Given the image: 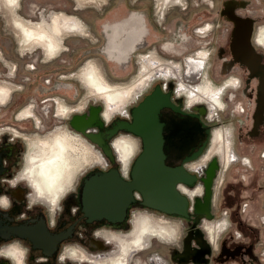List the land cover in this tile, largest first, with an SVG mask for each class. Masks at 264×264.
I'll use <instances>...</instances> for the list:
<instances>
[{"label": "rangeland", "instance_id": "1", "mask_svg": "<svg viewBox=\"0 0 264 264\" xmlns=\"http://www.w3.org/2000/svg\"><path fill=\"white\" fill-rule=\"evenodd\" d=\"M76 5V0H22V15L26 18L40 17L44 10H46L47 16L53 11L63 12L69 16L77 17L88 28L89 37L84 38L71 34L66 42L69 51L59 56L55 61L45 63L43 62L44 54L39 51L24 57L19 56V33L13 28L11 19L6 15L0 2V50L10 62L18 66L16 78L7 79V71L10 66H6L0 60V81L8 80L24 87L22 91L15 93L8 106L1 108L0 125L7 124L19 131L21 128L32 127L33 120L16 122L15 117L20 110L33 102L36 105L32 106L35 108L37 116L41 115L45 120L55 119L52 114L49 117L44 116L43 111L48 107L46 104L52 108L54 104L46 102L45 105H41L44 100L57 98L66 100L68 104L80 105L84 102L85 90L76 81V78L72 80L64 78L76 74L86 62L96 63L104 70L110 82L124 83L137 75L139 52V54H145L148 51H154L160 58L181 63L184 58L191 56L194 52L207 51L209 58L205 66L213 82L220 85L226 79L237 77L241 80V88L236 91L231 88L226 89L223 100L228 109L220 113L219 121L208 123L207 115H202V122L207 124L211 132L222 125L226 128L233 126L238 153L241 157L248 158L252 163L251 168H246L240 162L232 165L224 178V184L218 189L217 204L214 207L212 205L211 218L207 217V221L214 223L218 228L225 225V230L219 236L218 249L213 250L212 244L206 237L203 227L207 222L204 223V217L197 223L194 215L190 219H184L145 207L134 206L123 226L105 225L101 228L110 229L113 232H128L132 214L141 210L151 211L157 215H165L172 220L180 221L183 235L179 247L152 240L155 245L141 254L135 252L131 264H264V125L257 133L254 126L259 80L257 76H252L253 72L248 67L236 59L233 48L236 27L231 17V13H235L239 20L252 22L255 32L257 28L264 25V0H183L179 1L177 5L170 2L167 4L168 8L164 18H160L159 7L163 5L158 0H90L84 5L83 10L73 11ZM241 5L243 6L240 7ZM76 9L78 8L76 7ZM131 13L142 14L144 26L148 32V43L146 48L140 49L132 56L130 68L121 70L117 63L109 61L102 54L106 44L104 26L120 22L129 17ZM209 26L211 28L205 38L194 34L198 28ZM184 37L190 38V41L184 43ZM164 46L168 47V50L172 49L169 50L170 55L163 51ZM255 49L264 56L263 49L258 47ZM28 66H34L35 70L29 71ZM48 81H51V85H46ZM158 84L163 85V82L155 83L152 89L144 94L133 107L139 104ZM67 85H71L72 88L67 90ZM170 85L175 88L176 82L172 80ZM169 86L167 91L173 93V89H170ZM232 94L236 96L234 99H231ZM174 100L183 105L185 103L184 98L174 97ZM89 102L88 110L80 116L89 115L92 107L103 108L101 102H94L93 99H90ZM206 108V104L198 106V109L201 110ZM243 108L245 111L240 113ZM190 111L193 110H187V112ZM51 112L54 113V110ZM75 116L77 115H73L71 119L73 120ZM118 118L121 117L116 119ZM166 119L170 125V133L165 138L171 147L168 164L177 165L189 149H185L181 144L186 130L196 124L191 121L182 123L170 115H166ZM89 128L88 135L97 133L91 132L95 131L97 127ZM201 139L208 141L209 145L210 138L208 136L202 135ZM115 165L119 166L117 162L112 163L111 166ZM17 167L18 170L22 169V163L20 162ZM78 177L73 181V184L78 180ZM83 177H81V181ZM198 177L201 180L195 185L201 184L202 180L206 178V176ZM216 182L217 177L213 182V197L215 196ZM167 225L177 232V244L178 227L170 223ZM95 229L97 230L96 227L89 228L88 244L84 247L88 249L90 255L97 256L111 250L112 247L105 245L106 251L96 249L93 251L92 242L96 240Z\"/></svg>", "mask_w": 264, "mask_h": 264}, {"label": "flooded vegetation", "instance_id": "2", "mask_svg": "<svg viewBox=\"0 0 264 264\" xmlns=\"http://www.w3.org/2000/svg\"><path fill=\"white\" fill-rule=\"evenodd\" d=\"M228 11H231V10H228ZM165 15H166V11L162 15V18H164ZM231 17H232V21L241 22V24L243 25L242 27L247 28V32L245 33L244 39H241V40L236 39V33H234V40H233L234 41V47L233 48H234V51L236 54V59H239L240 62L244 66L248 67L249 70H251L253 72L252 76L253 77L257 76V78L259 80V95H258L257 101H256L257 108L255 109V113H254V121H255L254 126H255V132L257 133V132H260L262 126L264 125V56L259 54L257 52V50L255 49V47H258V48H261L264 50V38H262V37H264V30H263L264 25L257 28V30L254 32L252 22H243V21L239 20L235 16V13H231ZM31 19L34 20V18H31ZM143 21L144 20H143L142 14L132 13L129 16V18H127L125 20H121L120 22L112 23L110 26H104V33L106 36V45L102 51V54L109 61H111L115 64L117 63L119 65V67L121 68V70H127L128 68H130L132 56L135 55L140 49H144L147 47V43H148L147 42V37H148L147 33L148 32L145 29V26H144L145 23ZM116 26L119 29H114ZM235 27H236V24H235ZM210 28H211L210 26L207 28H198L194 32V34L198 35L200 38H205L206 34L209 33L208 31L210 30ZM236 29H237V27H236ZM236 29H235V32H236ZM87 31H88V28H87ZM87 37H89V32H88ZM189 41H190V38L184 37V39H183L184 43L185 42L187 43ZM139 47H141V48L138 49ZM169 50H172V49H169ZM169 50H168V47L164 46L163 51L170 55ZM18 51H19V56H21V57L27 56L29 54H33V53H29V54L23 55L20 51V47H19ZM39 52L43 53L42 51H39ZM139 53L137 55L139 67L137 70V75L135 78H133V80H135L137 78V76L139 75V69L141 67V61L144 58H148L150 56H156L157 58H159L160 60H162L163 62H166V63L172 62L170 64H177V65L181 64L179 67V69L181 70L180 75H179L180 76L179 81L172 79L176 82V85H175L176 90H175V88H173V95L175 98L181 97V98L185 99L184 105L181 103L175 102V100H174V102L176 103L177 106L182 107V109L186 112V115H181V114L175 113L171 109H165L162 111L161 116H160L162 123H164L165 136L170 133V129H169L170 125L166 121L167 120L166 115H168V116L170 115L171 117L179 120L182 123H188L191 121L193 123L195 122V124H196V125H193L186 130L185 136L183 137L181 144L185 149H187V148H189V149H188V152L185 153V155L181 158V161L177 165L168 164L169 149L171 147L167 144V140L165 138V140H166V142H165V153L167 155V160H166L167 165L171 166V167L180 166L184 163V161L187 158L193 156V154L196 153L203 146V144L206 142L205 140H202L201 138H202V135L208 136L207 131L210 129L207 126V124L202 122V115H205V116L207 115V122L214 123L216 121H219L220 120V113L225 112L228 109V106L226 105V103L223 100V95L225 94L226 89L231 88L233 91L240 89L241 88V80L237 77H231V78L223 81L220 85H216L213 82V80L211 79V77L209 76L208 71L206 70L205 64L209 58V53L205 50H200V51L194 52L193 54H191V56H187L186 58H184L181 63H179L178 61L176 62V61L170 60V59L160 58V57H158V55L154 51H148L145 54H139ZM173 53L177 54L176 52H173ZM201 56H203V57H201ZM197 57H199V58H197ZM3 58L5 59L6 63L9 64L7 66H10L9 70L7 71L6 78L12 79L13 77H15L17 75L18 66L15 63L10 62L5 57L4 53H3ZM43 58H44L43 62H45V56H43ZM195 58L197 61L195 60ZM186 59H190V60L185 62ZM184 64H185V66H184ZM184 68H186V70ZM202 69H204V70H202ZM12 70H13V72H11ZM100 70H101V73L106 77L104 70L101 68H100ZM74 75L75 74L69 75V76L65 77L64 79H66V80L71 79L72 80ZM188 76L192 80H189ZM205 78L216 89H219V90L223 89V92L221 93L222 95L219 96L220 105H221V107L222 106L223 107L222 108L220 107V108L214 110L213 113H211V114L207 110L208 107L204 110L198 109V106L200 104H197V105L193 106L192 108L188 109L187 108L188 107L187 106V99L188 98H186L184 95L182 96V94L179 95L177 92L178 86H179L178 82H180L186 88L192 89V87L195 88L196 86H198L202 82V80ZM172 80H168L166 82L162 81L163 82L162 86L164 87V89H166V91L168 89L170 81H172ZM9 82L10 81H8V80H1L0 81V87H7V88H10L12 90V94H11V97H10L8 103L6 105L0 106V112H1V108L8 106L12 102L15 93L20 92L24 89V87L20 88L21 86L18 84H13L11 82H10L11 83L10 84ZM157 82H160V81L158 80L155 83H157ZM231 82H232V85H229V84H231ZM155 83L152 84L147 91L152 89V87L155 85ZM233 85H235V87ZM67 86H68L67 90H70L72 88L71 85H67ZM18 88H19V90H18ZM147 91L144 94H146ZM143 95H141V97H139V99L129 107L127 117H121V118L130 120V121L132 120L131 111L133 108H135V106L133 107V105H135L142 98ZM248 96H250V95H248ZM235 97L236 96L232 94L231 99H234ZM53 99L54 98H50V100H48V101L44 100L41 102V105H45L46 102L54 103L53 101L55 99L54 100ZM63 102L66 105H68L66 100L63 99ZM46 105H48V107L45 108L43 111L44 116L49 117L52 114V116L55 120H52V119L45 120V118H42L41 115H38L39 116L38 117L37 113L35 112V108H34V112L36 113V114L35 113L34 114L39 119H41L40 121L42 122L41 126L38 129H36V126H35L36 122H34L35 121L34 119H31V120H34L32 127L21 128V131H19L18 129H16L12 126H9L7 124L0 125V264H14L12 259H10L8 256L5 255V252H8V251L23 252V254L25 256V259H24L25 263L24 264H87V263H81V262H77V261L74 262V260H72L70 258V256L66 255V253L68 251L70 253V251L72 252L73 250L76 249L75 252L79 255H87V256L90 255V252L88 251V249L84 247L86 244H88V230H89V228H92V227L97 228V230L95 229L96 232L94 234L96 240H93V242H92V247L94 249L93 251H95V249L102 251L103 249H105V247H106L105 245H109L107 243H104V241L98 236L99 234H102L103 232L121 234V233H128L132 230V219H130V221H129V224L130 223L131 224H130V230L128 232H113V231H110V229L104 230V229H102L103 228L102 226H105V225L123 226L126 223V221L128 220V217L131 213L132 208L134 206H138V205H132L128 209L127 215H126L123 223L114 224V223H111L109 220H106V219L97 220V219L89 217L85 214V211H84L85 206H84V202H83L84 181L86 180V178L88 176H90L96 172H109L114 167L111 166L112 164L109 161V159L107 158V156L105 155L103 149L98 144L91 142V136L92 135H88V133H87L89 128L86 129L85 131H79V130L73 128L72 121L74 120V118H73V120L71 119V117L73 115L66 122L59 121L55 117L56 116L55 104H53V108L49 104H46ZM70 105H72V107H75L74 104H69V106ZM78 105H76V106H78ZM30 106H32V104L27 105L25 108H28ZM25 108H23V110ZM32 108H33V106H32ZM53 110H54V113L51 112ZM87 110H88V106H87L85 111H87ZM187 110H193V111L187 112ZM243 110H244V108L240 110V113L243 112ZM194 111H197V112H194ZM20 112H22V111L20 110ZM20 112H18L17 113L18 115H16V117H15L16 122H24V121H20L18 118ZM103 112H104V106H103V110L101 111L102 117H103ZM81 114H74V115L80 116ZM88 116H90V114ZM116 118H114V120ZM209 120H211V121H209ZM25 121H27V120H25ZM111 123L112 122H110L109 125ZM58 126L65 127L70 132H73V133L79 135L84 140L89 141L90 144H92L100 152L102 151L101 153L103 154L104 158L108 162V167L105 169L96 167V168H92V169L87 170L83 175L88 173L90 170L95 169V170L89 172L85 177H83V175H82L81 176V177H83L82 181H81V177H80L73 184L72 187H75V188H73V189L71 188L70 190H68V192L62 198V201L59 204V208H58L57 212L55 214H52L49 212L50 211L49 207L45 203H43V202H41V203L36 202L35 203V201L32 198L33 192L31 190V188L29 187L28 183L24 182L21 179L19 180V178H20V175L22 174V172L25 168V158H26V155L28 154L27 140L29 138H32L33 136H35V134L41 135V136H47L48 133L50 134L51 132H53L56 129V127H58ZM216 129H219V130L224 129L223 131H227L231 134L230 135L231 144H232L231 154L233 155L234 162L231 165H229L228 168H226L227 166L224 167L222 160L218 157H214L206 165H204V166L202 165L203 158L206 154V151L208 150V148L210 146L211 137H212L211 135L213 134V131ZM96 130L91 131V132L92 133L97 132L100 134L104 131L98 127L96 128ZM214 130L211 132L210 139H209V145L206 148V150L204 151V153L199 157L198 160L191 162V163L186 165L187 170L190 173L196 174L197 176H199L198 174L202 175L204 173L203 176H206V170L209 167V164L213 160H218L217 161L218 167H217L216 173H215L216 177H217V182L214 186L215 187V196L212 197L213 207L216 206L218 198H219L218 189L220 188L221 185L224 184V178L227 175L228 171L231 169L232 165H234L237 162H240L246 168H251V166H252V163L248 158L241 157L240 154L238 153L237 146H236V133H235V129L233 126L226 128L222 125L220 127L215 128ZM44 131H46V132H44ZM9 132H11V134ZM14 132H18V135L12 134ZM8 134L11 136H9ZM254 135H256V134H254ZM89 136H90V138L88 139ZM121 136H126V137L133 139L137 145V153L130 163V167L128 169V172L126 173L127 175L123 173L122 168H121V166L117 160V164H119V167L121 169V173H122L123 177L126 180H129V178H130L129 174H130L132 163L135 160V158L138 156V154L141 152V142L139 139L135 138L132 135L119 134L110 143V146H111V149L113 152H114V150L112 147V143L115 139H117ZM106 142H109V140H106ZM114 156L116 158L115 152H114ZM20 162L22 163V165L23 164L24 165H23L22 169L19 168L20 170H18L17 166ZM198 185L188 186L185 184H181L179 186V190L184 196L188 197V199L191 202L196 201V199H200V198H203V196H205V190H206V187L204 184V179L202 180V183H201L202 187H197ZM183 188L194 192V197L192 198V200L189 196H187V194H185ZM198 188L199 189L202 188V189L197 191ZM200 191H201V194H198ZM212 191H213V187H212ZM137 199H139V198H137ZM2 200H4L6 202V206L2 205V202H3ZM192 211H193V209H192ZM140 213H146V214L151 215L153 218H155L157 220H161V221L163 220L167 223L175 224L178 227L179 238H178V242H177L176 246H174V247H179V243H180L182 235H183L182 234L183 233L182 232L183 227H182V224L180 223V221L172 220L165 215H157L151 211L141 210ZM134 214L135 213H133L132 215H134ZM204 219H205L204 223L208 222L206 217H204ZM209 224H211V226L214 228L215 233H217V240H216L217 242H215V243L211 242L207 234H206V237L208 238L209 242L212 244V249L216 250L219 247V236L225 230V225H224L223 230H220L222 225L220 226V228H218L217 225H214V223L209 222ZM205 233H206V231H205ZM60 236H61V239H60ZM157 242H159V241H157ZM105 250H107V249H105ZM210 251L212 252L211 249H210ZM97 256H99V255H97ZM91 257H94V255H92Z\"/></svg>", "mask_w": 264, "mask_h": 264}, {"label": "bare ground", "instance_id": "3", "mask_svg": "<svg viewBox=\"0 0 264 264\" xmlns=\"http://www.w3.org/2000/svg\"><path fill=\"white\" fill-rule=\"evenodd\" d=\"M89 1L90 0H76V7L78 8L77 11L83 10V8H85L84 5ZM158 1H160L163 5L159 7L160 17L162 18V15L168 8L167 4L171 2L174 5H177L179 1L183 0ZM0 2L6 15L10 17L13 28L19 33L18 44L23 55L34 53L35 51H42L45 56V63H50L55 61L65 52L69 51L66 42L71 34L84 38H87L88 36L86 25L75 16H69L63 12L56 11H53L49 16H47L46 11L44 10L40 14V17L38 16L32 20L31 18H26L22 15V0H15L14 3L11 2V0H0ZM242 6L243 5L240 7ZM233 22L237 27L235 32L236 39H244L247 28L242 27L243 25L241 22ZM114 29L119 28L116 26ZM140 48L141 47L138 49ZM0 57L1 61L7 66L8 64L3 58L2 51H0ZM189 60L190 59H186L185 62ZM170 63L163 62L156 56L144 58L141 61L139 75L135 80L132 79L124 83H112L101 73V70L96 63L92 61L87 62L84 66H82L81 70L73 76V78H76V81L82 85L86 92L84 102L78 106L75 105V107H72V105H66L63 100L57 98L55 100L53 99L56 106L55 117L61 122H66L72 115L83 113L86 110L88 103H90V99H93L94 102H101L103 104L104 112L102 119L105 124H109L116 117H127L129 107L135 103L139 97H141V95H143L156 81L159 80L161 82H166L172 79L179 81L181 71L179 67L181 64L177 65ZM27 69L29 71L35 70L34 66H28ZM184 69L186 70V68ZM11 72H13V70ZM16 76L12 77L16 78ZM188 79L192 80L189 76ZM178 83L179 86L177 92L179 95L182 94V96L184 95L188 98V109L197 104H206L208 107L207 110L211 114L214 110L221 107L219 96L222 95L221 93L223 92V89H216L208 80H206V78L203 79L202 82L195 88L192 87V89L186 88L180 82ZM46 85H51V81H48ZM229 85H232V82ZM233 86L235 87V85ZM22 87L23 86L20 88ZM11 94L12 90L10 88L0 87V106L8 103ZM32 105L34 107L36 106L34 102ZM21 111L22 112L19 111L20 114L18 117L20 121L25 122V120L34 119L35 121H33L36 122V129L41 126V119L34 114L35 112L32 106L25 108L24 110L22 109ZM88 118L89 116L86 118L84 116H77L75 120L72 121L73 128L79 131H85L89 128L87 127V124H85L86 121H88ZM221 130L216 129L213 131L210 146L202 161L203 166L214 157L220 158L224 167L227 166L226 168L234 162L233 155L231 154V134L227 131H223L224 129L222 131ZM9 133L11 134V132ZM12 134L18 135V132H14ZM89 138L90 136L88 139ZM91 141L96 143L92 140V137ZM27 143L28 154L25 158V168L20 175L19 180L21 179L28 183L33 192L32 198L35 203H45L49 207L50 211H48L52 214L57 212L59 204L68 190L75 188L72 187L73 181L76 180L78 176L79 179L87 170L92 168L97 167L105 169L108 167V162L101 153L102 151L100 152L92 144H90L89 141H86L79 135L70 132L63 126L56 127V129L50 134L48 133L47 136L35 134V136L27 140ZM112 147L117 158H115L114 152L112 151L115 162H112L111 158H109L106 154L105 155L111 164L116 163L118 160L123 173L126 174L132 159L137 153L136 142L129 137L121 136L113 141ZM129 150L132 151L133 155L127 162H125L123 157L127 155ZM198 175L203 176L204 173L202 175ZM197 187H202V185L199 184ZM200 189L198 188L197 191ZM201 191L198 194H201ZM206 191L207 190H205V195ZM184 192L192 200L194 192L189 191L188 189H184ZM2 201V205L6 206V202L4 200ZM203 228L210 241L213 243L217 242V233H215L211 224L207 222ZM223 228L224 225L221 226L220 230H223ZM98 236L105 243L112 246V249L106 251L105 248L102 250L106 251L105 253L94 257H91L92 255H79L75 252L76 249L72 252L70 251V253L69 251H66V255L70 256L74 262L77 261L87 264H131L132 259L135 257V252H140L141 254L155 245L152 240L176 245L178 234L175 229L168 226L165 221L157 220L146 213L136 212L132 217V230L130 232L121 234L103 232ZM5 255L12 259L14 264L25 263V256L23 252L8 251L5 252Z\"/></svg>", "mask_w": 264, "mask_h": 264}, {"label": "water", "instance_id": "4", "mask_svg": "<svg viewBox=\"0 0 264 264\" xmlns=\"http://www.w3.org/2000/svg\"><path fill=\"white\" fill-rule=\"evenodd\" d=\"M73 11H77L76 7L73 8ZM170 89H173L172 85H170ZM165 109L186 115L182 107L177 106L174 102L172 91H165L160 84L156 85L152 92L132 109L131 121L118 118L113 120L110 125L105 124L101 113L103 108H91L90 116L85 124L91 129L98 127L104 130L91 137L111 158L112 162L114 156L110 142L121 133L139 139L141 152L132 163L129 180L123 177L117 165L109 172H96L86 178L83 202L87 216L97 220L106 219L114 224L123 223L128 209L132 205H138L184 219H190L194 215L197 223L203 217L211 218L212 187L218 162L213 160L206 170V178H204L206 195L191 202L180 192L179 186L181 184L194 186L201 180L196 174L190 173L186 165L194 162L204 153L208 141L193 156L187 158L182 165L168 166L165 153L164 123L160 117ZM87 116L84 115L85 118ZM207 135L210 138V130L207 131Z\"/></svg>", "mask_w": 264, "mask_h": 264}, {"label": "clouds", "instance_id": "5", "mask_svg": "<svg viewBox=\"0 0 264 264\" xmlns=\"http://www.w3.org/2000/svg\"><path fill=\"white\" fill-rule=\"evenodd\" d=\"M132 155H133L132 151L129 150L128 153H127V155H126L125 157H123L124 161L127 162L128 159H129Z\"/></svg>", "mask_w": 264, "mask_h": 264}, {"label": "crops", "instance_id": "6", "mask_svg": "<svg viewBox=\"0 0 264 264\" xmlns=\"http://www.w3.org/2000/svg\"><path fill=\"white\" fill-rule=\"evenodd\" d=\"M131 14H132V13H131ZM131 14H130V15H131ZM130 15H129V16H130ZM127 18H129V17H127ZM127 18H125V19H127ZM125 19H123V20H125ZM105 45H106V44H105ZM104 48H105V46H104Z\"/></svg>", "mask_w": 264, "mask_h": 264}, {"label": "snow or ice", "instance_id": "7", "mask_svg": "<svg viewBox=\"0 0 264 264\" xmlns=\"http://www.w3.org/2000/svg\"><path fill=\"white\" fill-rule=\"evenodd\" d=\"M11 2H13V3H14V2H15V0H11Z\"/></svg>", "mask_w": 264, "mask_h": 264}, {"label": "built area", "instance_id": "8", "mask_svg": "<svg viewBox=\"0 0 264 264\" xmlns=\"http://www.w3.org/2000/svg\"><path fill=\"white\" fill-rule=\"evenodd\" d=\"M165 91H166V89H165Z\"/></svg>", "mask_w": 264, "mask_h": 264}]
</instances>
